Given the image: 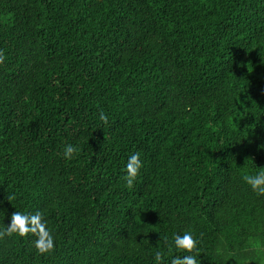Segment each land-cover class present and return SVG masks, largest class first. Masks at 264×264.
<instances>
[{
  "label": "trees",
  "instance_id": "obj_1",
  "mask_svg": "<svg viewBox=\"0 0 264 264\" xmlns=\"http://www.w3.org/2000/svg\"><path fill=\"white\" fill-rule=\"evenodd\" d=\"M0 48V226L57 237L0 264H155L189 229L201 264H264V0H0Z\"/></svg>",
  "mask_w": 264,
  "mask_h": 264
},
{
  "label": "clouds",
  "instance_id": "obj_2",
  "mask_svg": "<svg viewBox=\"0 0 264 264\" xmlns=\"http://www.w3.org/2000/svg\"><path fill=\"white\" fill-rule=\"evenodd\" d=\"M6 59V52L0 48V63ZM100 119L105 123L109 120V114L100 112ZM79 152V146L74 143L64 145L63 155L72 159ZM144 161L140 151L132 152L124 165L125 181L129 188L133 187L138 175L143 168ZM243 180L257 194L264 195V168H257L254 171L245 173ZM14 197H10L12 199ZM29 233L36 238L34 246L40 253H50L56 248V234L49 227L46 213L42 209L18 210L12 212L10 223L0 226V240L13 234L26 236ZM165 237V241H167ZM183 252V255L179 253ZM201 252L200 239L192 230H183L173 233V239L166 248H158L154 252L155 264H201L199 255ZM166 257L168 259H166Z\"/></svg>",
  "mask_w": 264,
  "mask_h": 264
}]
</instances>
